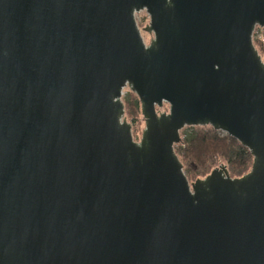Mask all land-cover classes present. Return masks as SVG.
<instances>
[{
	"label": "water",
	"instance_id": "1",
	"mask_svg": "<svg viewBox=\"0 0 264 264\" xmlns=\"http://www.w3.org/2000/svg\"><path fill=\"white\" fill-rule=\"evenodd\" d=\"M256 28L264 0H0V264H264ZM185 127L236 140L249 172L189 182Z\"/></svg>",
	"mask_w": 264,
	"mask_h": 264
},
{
	"label": "trees",
	"instance_id": "2",
	"mask_svg": "<svg viewBox=\"0 0 264 264\" xmlns=\"http://www.w3.org/2000/svg\"><path fill=\"white\" fill-rule=\"evenodd\" d=\"M253 45L259 55L264 56L263 41L255 39ZM122 102L124 117L134 129L141 117L139 101L129 91ZM179 135L180 142L174 146V152L188 181L206 177L219 163L225 166L231 178H240L251 168L252 157L247 149L211 127H185Z\"/></svg>",
	"mask_w": 264,
	"mask_h": 264
},
{
	"label": "rangeland",
	"instance_id": "3",
	"mask_svg": "<svg viewBox=\"0 0 264 264\" xmlns=\"http://www.w3.org/2000/svg\"><path fill=\"white\" fill-rule=\"evenodd\" d=\"M135 19H136L137 25H138V27L140 29L142 27H144L145 24L148 23V16H147V14L144 11H141L138 14H136V18ZM141 36H142L145 44H147L149 42V39H150L149 34L141 32ZM263 37H264L263 36V31L261 29H259V28H256L254 30V32H253V35H252V41L255 40V39L262 40ZM128 92H129L128 88H124L123 89L121 100H123V98L127 95ZM166 110H167L166 106H163V108L161 109V111H166ZM143 128H144V122H143L142 117H140L139 120L135 123L134 129H132V127H131L132 136H133L134 141H136V142L139 141ZM189 131L190 130H188L187 132H189ZM218 165H221V164L219 163ZM189 182H192V181H189Z\"/></svg>",
	"mask_w": 264,
	"mask_h": 264
},
{
	"label": "flooded vegetation",
	"instance_id": "4",
	"mask_svg": "<svg viewBox=\"0 0 264 264\" xmlns=\"http://www.w3.org/2000/svg\"><path fill=\"white\" fill-rule=\"evenodd\" d=\"M142 28H143V27H142ZM149 36H150V39H149V41H150V40L152 39V35H149ZM148 43H149V42H148ZM148 43H147V44H148Z\"/></svg>",
	"mask_w": 264,
	"mask_h": 264
},
{
	"label": "built area",
	"instance_id": "5",
	"mask_svg": "<svg viewBox=\"0 0 264 264\" xmlns=\"http://www.w3.org/2000/svg\"><path fill=\"white\" fill-rule=\"evenodd\" d=\"M262 41H264V39H262Z\"/></svg>",
	"mask_w": 264,
	"mask_h": 264
}]
</instances>
